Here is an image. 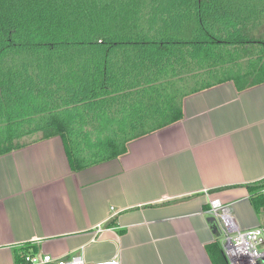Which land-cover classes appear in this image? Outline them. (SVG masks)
Wrapping results in <instances>:
<instances>
[{
	"label": "trees",
	"instance_id": "16d2710c",
	"mask_svg": "<svg viewBox=\"0 0 264 264\" xmlns=\"http://www.w3.org/2000/svg\"><path fill=\"white\" fill-rule=\"evenodd\" d=\"M230 81L264 83V0H0V156L58 137L85 170ZM247 189L260 213L264 180Z\"/></svg>",
	"mask_w": 264,
	"mask_h": 264
},
{
	"label": "crops",
	"instance_id": "0c3cea01",
	"mask_svg": "<svg viewBox=\"0 0 264 264\" xmlns=\"http://www.w3.org/2000/svg\"><path fill=\"white\" fill-rule=\"evenodd\" d=\"M183 110L85 170L71 168L58 137L0 156V264L25 250L87 264H214L208 247H224L210 199L231 204L241 229L264 227L247 189L264 180V83L226 82L188 96Z\"/></svg>",
	"mask_w": 264,
	"mask_h": 264
},
{
	"label": "built area",
	"instance_id": "2783aa9c",
	"mask_svg": "<svg viewBox=\"0 0 264 264\" xmlns=\"http://www.w3.org/2000/svg\"><path fill=\"white\" fill-rule=\"evenodd\" d=\"M208 217L216 220L224 253L229 264H261L264 260V227L243 230L240 228L232 205L219 199H210ZM27 264H87L83 256L54 261L50 256L33 255L26 257ZM93 264H120L118 258Z\"/></svg>",
	"mask_w": 264,
	"mask_h": 264
},
{
	"label": "water",
	"instance_id": "95a60500",
	"mask_svg": "<svg viewBox=\"0 0 264 264\" xmlns=\"http://www.w3.org/2000/svg\"><path fill=\"white\" fill-rule=\"evenodd\" d=\"M208 222L211 223V224L213 225V227H214V233H215V234L218 233V229H217V225H216V220H215V218L210 217V218L208 219ZM262 263H264V260L261 262V264H262Z\"/></svg>",
	"mask_w": 264,
	"mask_h": 264
},
{
	"label": "rangeland",
	"instance_id": "374dc122",
	"mask_svg": "<svg viewBox=\"0 0 264 264\" xmlns=\"http://www.w3.org/2000/svg\"><path fill=\"white\" fill-rule=\"evenodd\" d=\"M221 242H222V240H221Z\"/></svg>",
	"mask_w": 264,
	"mask_h": 264
}]
</instances>
